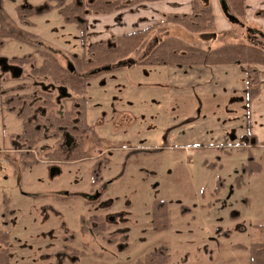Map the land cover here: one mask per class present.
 <instances>
[{
	"label": "rangeland",
	"instance_id": "obj_1",
	"mask_svg": "<svg viewBox=\"0 0 264 264\" xmlns=\"http://www.w3.org/2000/svg\"><path fill=\"white\" fill-rule=\"evenodd\" d=\"M41 2L0 0V18L6 28L8 25L22 29L13 7H35ZM140 8L144 5L133 6L128 13L133 16ZM78 19V28L65 25L55 12L32 19L35 28L31 31L39 40L32 39L31 43L41 42L40 48L55 54L58 64L73 67L68 55L80 53V29L87 35V42L113 36L109 26L105 34L97 28L101 27V20L84 16ZM114 21L120 23L118 17ZM244 24L249 25L246 21ZM213 34L214 30L192 32L173 24L166 25L157 39L176 37L205 49L237 41L233 33H220L215 38ZM11 42H3L6 45L2 56L7 60L30 54V50L19 51L20 46ZM28 56L33 61L31 65L17 66L13 62L21 72L39 65L35 55ZM140 56L133 53L127 60ZM140 67L124 66L98 76L119 75L111 86L124 83L128 91L122 97H131V113L138 118L131 124L122 123L121 118L108 124L104 119L97 130L107 139L95 145L87 138V159L78 162L68 157L53 162L37 154V164L22 170L19 157L12 152L22 149V145L7 148L19 135L20 122L5 110L0 98V230L10 233L9 264H141L143 256L160 244L167 246L166 264H248L247 248L264 243V149H232L225 153L172 147L166 142L170 132L166 125V94L157 87L148 94L152 77L141 76L146 73ZM6 74L0 71V87L6 86ZM91 85L86 84L89 92L95 89ZM97 94L104 96L102 90ZM99 105L106 110L109 106L103 105L102 100ZM123 105L128 106L124 102ZM151 117L154 126L146 125ZM148 132L153 133L154 147L146 144ZM249 159L259 169L243 174L241 168ZM52 166L59 172L50 177ZM92 170L98 177L93 184ZM90 195L96 197L86 198ZM156 201L166 205V231L151 230L150 209ZM2 213L6 216L1 217ZM92 216L103 219V234L113 235L114 241L106 242L93 233L96 223L90 220ZM110 216L112 219L107 221ZM63 246L71 247L73 254L63 251Z\"/></svg>",
	"mask_w": 264,
	"mask_h": 264
},
{
	"label": "crops",
	"instance_id": "obj_2",
	"mask_svg": "<svg viewBox=\"0 0 264 264\" xmlns=\"http://www.w3.org/2000/svg\"><path fill=\"white\" fill-rule=\"evenodd\" d=\"M206 1L210 7L215 32L212 37L215 38L220 33H233L237 38L233 43L254 45L264 52V0H243L242 17L249 23L248 26L242 27L243 29L228 23L217 0ZM140 5H144V8L138 9L133 16L128 13L129 9H125L108 14L89 15L88 19L101 20L102 25L97 28H102L103 34L109 29L113 36L117 37L147 26L161 24L166 15L187 16L192 12V0L144 1ZM116 17L120 19L119 24L114 21ZM106 26L109 27L106 29ZM102 38L99 41L106 40V37ZM199 48L208 50L204 47ZM140 68L146 73L141 76L152 77L149 90L147 89L148 94L154 87L164 89L167 98L166 108L169 109L166 125L170 127L166 142L172 147L218 150L225 153L241 148L264 149V65L257 66L259 90L247 106L243 65ZM115 77L116 73L114 75L111 73L89 81L88 86L95 85L96 89L90 92L86 86L87 126L103 140L107 139V135L102 134L97 128L103 124L104 119L108 124L115 123L120 118L122 123L131 124L138 118L131 113L132 105L129 102L131 97H122L124 93L127 95L128 91L124 83L111 86L115 83ZM138 84L136 83L141 87ZM100 90L104 96L97 94ZM150 99H153L152 95ZM101 100L103 105L109 104L107 110L100 108ZM123 102L128 106L123 105ZM151 120L153 122L146 125L154 126V117H151ZM147 136L149 139L146 138V144L154 147L153 133L148 132Z\"/></svg>",
	"mask_w": 264,
	"mask_h": 264
},
{
	"label": "trees",
	"instance_id": "obj_3",
	"mask_svg": "<svg viewBox=\"0 0 264 264\" xmlns=\"http://www.w3.org/2000/svg\"><path fill=\"white\" fill-rule=\"evenodd\" d=\"M135 2L141 1H157V0H133ZM226 6L235 18L243 16V0H224ZM121 8V7H118ZM95 14H105L111 12L102 1L94 5ZM20 14V20L31 16H37L42 14L34 10L23 11L17 8ZM74 14V13H72ZM72 14L61 13L59 14L62 20L67 23H73L76 28L79 26V20L72 19ZM77 14V12H76ZM234 24V22H230ZM170 24L179 25L192 32L199 31H213L212 16L210 13V7L206 0H192V12L190 15H166L163 22L158 25L147 26L141 30H136L121 36H111L106 41L89 44L85 39V36L81 31L80 43L81 50L79 55H71V61L77 72H84L85 76H79L78 74L69 73L62 65L58 64L56 60L50 54H47L46 58L37 67V71H44L50 80L58 82L59 84L66 86L73 91V101L77 103V124L78 129H83L84 132H88L91 136L95 137L86 126V107L83 94L86 88V84L90 79L98 77L97 74H86L95 68L102 66H109L110 71H116L124 66H154V67H191V66H211V65H243L246 81L245 106H247L251 100L258 94L259 80L257 66L264 65V52L257 46L248 45L244 43H224L212 49L203 50L199 47L190 45L185 41L176 37H166L157 39L159 34H163L165 26ZM0 33L5 37H10L11 34L5 28L2 18H0ZM153 36V41L150 39ZM15 38H17L15 36ZM147 46V47H146ZM141 54L139 59L127 60L130 54ZM49 98L47 101V108L51 107ZM17 105H20L19 103ZM48 110L47 123H53L54 125H67L70 126V116L67 114L63 116V119L52 116ZM54 119L51 122V119ZM50 119V120H49ZM69 120V122H68ZM29 137L34 138L29 135ZM28 138V135L22 132L19 139L23 140ZM97 143L98 140L96 139ZM34 142L31 141V144ZM246 144V143H245ZM242 151V148L239 149ZM20 168L22 170L27 169L37 164V161L31 154L19 155ZM47 159L50 161H59L61 157L55 155H47ZM82 157H70V161L82 160ZM259 166L249 159L247 165L241 168L243 174H250L257 171ZM92 182H96L98 177L95 170L91 171ZM239 178V177H238ZM240 180V179H239ZM219 186L215 188L214 193L217 194ZM6 198L3 199L5 203ZM6 208L4 209V212ZM91 221H94L96 225L92 227V231L95 235L101 237L104 241H114L113 235L103 234L104 228L100 222L99 217L92 216ZM149 224L151 230L154 232L166 231L169 228L168 215L166 205L163 202H154L150 209ZM5 239V234L0 232V240ZM71 239L70 237L68 238ZM121 240V238H118ZM238 248L245 249L241 246ZM63 251L69 250L73 254L74 250L71 247H62ZM248 251V264H264V243L252 244L247 248ZM167 246L164 244L158 245L155 249L148 252L143 256L141 264H166ZM0 264H7V256L4 251L0 252Z\"/></svg>",
	"mask_w": 264,
	"mask_h": 264
},
{
	"label": "flooded vegetation",
	"instance_id": "obj_4",
	"mask_svg": "<svg viewBox=\"0 0 264 264\" xmlns=\"http://www.w3.org/2000/svg\"><path fill=\"white\" fill-rule=\"evenodd\" d=\"M99 1L100 2L102 1L103 4H105L108 8H110L111 12L131 9L133 8V6L139 5L142 2H144V1L135 2L133 0H82V1L42 0L41 4L35 7H32L28 4L15 5L13 7L14 8L13 14L15 13L18 24L20 25L19 27H22V29H17L14 26L7 25V30L11 34V36L5 37L3 36V34L0 33V71L7 73L6 75H8L6 80H3L4 81L3 84L6 86L0 87L3 88L2 91H0V98L3 102L5 110L10 114L15 115L16 121L20 122L19 135H17L13 139L15 140L13 141L14 144L7 146V148H9L11 146L14 145L16 146L18 144L22 145V149H16L12 151L14 155H16L17 157L21 154L23 155L31 154L33 157L36 156L37 154L38 155L41 154L46 157L49 154L51 156L55 155L56 157H62V158L79 156L83 158L82 160L84 159L86 160L88 156L86 149L87 147L85 146L86 144L85 142L87 141L86 140L87 138H91L94 141L95 145H101L102 143H104L103 139H101L100 137L97 138L98 142L96 143L95 137L91 136L88 132L87 133L84 132L83 129H78V124L76 121L77 103L73 101V98L75 97L73 91L68 89L66 86L59 84L58 82H54L50 80L44 71L36 70L37 67L40 66L41 62L46 58L47 54H50L53 57V59L56 61L58 58L55 57V54L40 48L41 42L36 41L37 43H35V45L31 43L32 39L39 40V38H37L34 35V33L31 31L32 29L35 28L34 23L31 21L32 19L40 18L44 15H48L55 12L57 15L61 13H66V14L74 13L75 15H73V19L78 21L79 20L78 18H80L81 16H84L85 18L88 17L89 15H96L95 10L93 8L94 5L97 4ZM217 1H218V6L220 8V4H219L220 0ZM224 4L226 7V13L231 17L230 19H228L222 13L224 18L228 21V23L231 24L230 22H234V24L231 25H236L238 27L246 26L244 24L245 23L244 18L243 17L240 19L235 18L228 9V7L226 6L225 2ZM17 8H20L26 12L27 10H34L39 13L41 12L42 14L20 20L19 18L20 14L18 13V11H16ZM79 15L80 17H74ZM62 22L65 25H73L76 28V25L73 23L67 24L63 20ZM83 35L85 37L87 36L85 35V33H83ZM15 36L17 38H15ZM7 40L13 41L11 42V45L13 46H14L13 43L20 46V48H18L19 51H22V49L30 50V54L35 55L36 58L39 60V65L37 67H31V69H29L26 73L23 71L21 72V70L18 67H16V65L17 66L31 65L33 61L29 59L28 55L30 54L28 55L22 54L20 58L11 57L9 60H7L6 57L2 56L5 51L4 47L6 45L3 42L4 41L6 42ZM98 42H102V41L88 42V43L93 44ZM79 45L81 47V43H79ZM71 55H77V54H69L68 57L70 60H72ZM13 62L16 63V65ZM63 67L67 69L69 73L78 74L79 76L82 75L85 76L84 72H77L74 66L73 67L63 66ZM91 71H88V73L86 74H90ZM91 80L92 79H90L89 81ZM46 82L48 84H46ZM85 94L86 91H84L83 94V98L85 99V107H86ZM48 98L50 102H52L50 108H47ZM18 103L20 105H17ZM48 110H50L49 114H52V116L58 117L59 119H63V116L67 114L68 116L71 117L70 118L71 125L70 126L61 125V123L59 125H54L53 123L48 124L47 123ZM53 120L54 119L52 118L51 122ZM86 126H87V122H86ZM88 130L92 132L89 128ZM23 131L25 135H28V138L20 140L19 137L20 135H22ZM29 135L33 136L34 138L29 137ZM94 136L96 135L94 134ZM31 141H33L34 143L31 144ZM0 151H2L1 148ZM102 152H100L98 156H100ZM94 197L96 196L90 195L87 196L86 198L92 199ZM5 216H6L5 214L3 213L1 214V217H5ZM98 217L101 219L100 222L102 224L103 219L100 216ZM111 219L112 217L110 216V218H108L107 221H110ZM2 221L4 224L5 221L4 220ZM14 221L15 219L13 218L11 224L14 223ZM4 226L6 225L4 224ZM0 232L5 234V239L0 240V252L2 251L5 252L7 256V264H9L10 263V258H9L10 233L8 230L7 231L0 230Z\"/></svg>",
	"mask_w": 264,
	"mask_h": 264
},
{
	"label": "water",
	"instance_id": "obj_5",
	"mask_svg": "<svg viewBox=\"0 0 264 264\" xmlns=\"http://www.w3.org/2000/svg\"><path fill=\"white\" fill-rule=\"evenodd\" d=\"M219 4H220V8H221V11L224 14V16L227 17L228 19H230L231 17L226 13V7H225V4H224L223 0H220ZM109 69H110L109 66H102V67H99V68H96V69L92 70L90 72V74H97V73H100V72L109 71ZM58 172L59 171H58V169L56 167H51L49 169V176L53 177L54 175L58 174Z\"/></svg>",
	"mask_w": 264,
	"mask_h": 264
}]
</instances>
